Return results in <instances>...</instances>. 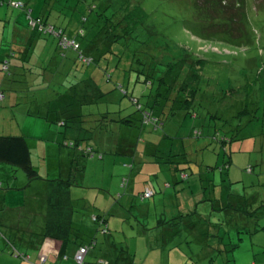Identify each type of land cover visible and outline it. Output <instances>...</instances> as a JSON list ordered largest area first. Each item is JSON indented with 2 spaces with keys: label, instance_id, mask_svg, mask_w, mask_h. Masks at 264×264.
Wrapping results in <instances>:
<instances>
[{
  "label": "rangeland",
  "instance_id": "obj_1",
  "mask_svg": "<svg viewBox=\"0 0 264 264\" xmlns=\"http://www.w3.org/2000/svg\"><path fill=\"white\" fill-rule=\"evenodd\" d=\"M263 2L249 0L250 43L237 47L202 40L186 28V22L193 19L194 0H0V4L3 3L0 20L14 21L21 17L22 27L28 28V12L33 18L44 15L48 24L57 31L64 30L66 35L77 37L85 46L96 45L98 50L92 51L96 62L83 66L80 71H60L58 77L55 76L57 82L54 74L52 77L46 74L53 64L55 66L50 59L53 50L58 47L57 39L38 33L41 42L48 41L52 45L53 41L56 47L42 48L31 42L29 49L37 61L32 62L31 58L33 65L27 63L24 69L32 70L34 74L39 70L37 74L46 78L43 83H47L45 92L53 82L49 93L66 95L71 108L82 109L90 116L106 114V119L110 117L106 123L126 143V146L118 144L115 147L114 156L109 154V159L120 166L117 176L122 174L124 179H129L132 173L139 171V165L136 168L133 159L125 157L126 147L131 145L135 148L147 147L149 151L141 158L154 162L156 156L153 154L159 143L160 161H168V156H172L175 164L187 160L195 165L194 169L198 168L199 173L195 176L188 170L185 174L189 179L181 180L178 185L180 189L186 188L189 206L193 200L202 218L194 214L184 221L192 224L194 217L197 220L193 225H201V230L210 227L212 233L207 230L204 234L192 232L188 226L186 231L180 230L182 235L185 234L183 238L188 237V243L182 244V252L190 264H264ZM16 3L22 4L25 9H14ZM107 31L110 33L106 34ZM80 32L82 34L78 35ZM12 42L9 34L1 38L2 50H6L8 55L7 45ZM43 51H47V55L42 54ZM6 61L0 55V64ZM15 70L14 75L11 69L1 77L8 78L9 89L16 88L20 92L22 66ZM1 77L0 82L3 80ZM15 84L17 86L11 87ZM94 87L98 89L99 96L91 90ZM36 93L39 96V92ZM44 102L45 107L39 110L35 107L36 103H26L24 107L21 102H16L8 107L9 113L0 117V136H25L39 166L38 172L43 179H54L58 172L51 168V164H56L52 160H59L66 151H72L65 143L77 138L73 137L72 131L65 132L64 128L57 133L59 140L50 138L48 127L53 126V131L57 132L56 117L61 105L58 104V97L56 101ZM47 107L52 108L48 113V123L35 115H25L38 110L43 116L47 114ZM145 111L150 117L160 118L161 126L157 133L151 132L153 126L145 130L138 126H120L121 119L133 117L139 120L145 117L141 113ZM131 166L134 169L131 170ZM143 166L146 167V164ZM98 167L89 168L86 185L98 182L96 175L103 171ZM112 168L107 167L105 173L112 175L115 172ZM78 175L76 172L73 176L75 183H78ZM166 175L173 182L170 174ZM141 176L142 181L147 180L145 174L141 173ZM35 183L40 184L28 187L29 179L21 168L0 162V226L6 232L2 231L4 234L1 233L0 238L15 244L20 254L24 253L22 238L29 241L30 237L29 233H22V227L32 225L30 229L36 231L44 224V182ZM104 187L106 190L107 187ZM116 189L124 190L121 183ZM171 191L163 188V193L156 194V201L160 197L170 204L167 198ZM149 199L146 202L137 201L132 208L131 204L126 207L125 231L121 232L116 242L119 256H129L128 248H131L132 253L138 252L136 259L143 257L144 250L138 245L142 246L149 236H154L150 234L146 237L144 230L146 228V232L151 233L153 230L150 228L156 227L160 220L147 213ZM164 203L167 202H157L159 211L164 209ZM192 212L195 213L196 209L193 208ZM167 221L170 223L171 219ZM176 222L175 226L160 229L157 236L162 240L170 237L181 239L178 229L183 227V223H180L181 219H176ZM138 229L139 237L135 238L133 236ZM154 232L156 234V229ZM208 234H212L209 237L210 247L200 242L207 240ZM14 246H9L8 251ZM219 247L229 251H222ZM113 252L116 253L115 250ZM29 254L34 262L36 253ZM12 255V259L9 256L10 261L8 256L1 255L0 264H19L22 261V257L16 258V253ZM136 263L139 264L138 260Z\"/></svg>",
  "mask_w": 264,
  "mask_h": 264
},
{
  "label": "crops",
  "instance_id": "obj_2",
  "mask_svg": "<svg viewBox=\"0 0 264 264\" xmlns=\"http://www.w3.org/2000/svg\"><path fill=\"white\" fill-rule=\"evenodd\" d=\"M2 5L3 3L0 4V6ZM16 10H20V9H16ZM0 21H1L0 31H2V34H0V42H1V38L4 35L9 34L12 36V39H13L12 44H15L17 46L18 45L22 46V45H26L30 41V39L34 35H36L35 45L42 46V48L44 46L48 48L56 47L53 41H52V45L48 41L41 42V39H38L37 33H34V29L30 27V25H28L29 26L28 28L26 26L22 27L21 17L16 18L14 21L12 19L5 20V18H2ZM7 46L9 47V45ZM2 48L3 47L0 45V55L3 56L5 59H8L7 58L9 56L8 52L6 50H2ZM42 54L47 55V51H43ZM52 55L53 56L50 60L52 62H55V66L53 64L52 66L53 68L50 71H48L46 74H48V76L51 75V77L54 74V80H55L56 79L55 76L58 77L60 71L69 70L71 66L67 61L62 60V58L59 57L57 49L53 50ZM70 56H73V55H70ZM13 57L14 55L12 56V59H14V62L12 60L11 64L10 63L9 64H10V71L11 69H13L12 73L14 75L16 71L15 69L18 68L19 66L16 65V62H18V59L13 58ZM31 61L36 62L37 58L33 56ZM4 63L5 62H1L0 65H4ZM0 70H1L0 71V77H1V75H4V73H6L5 72L6 70L3 68L2 69L0 68ZM37 72H39V70L36 71V74ZM34 73L35 72H33L32 70H28L26 73L20 74L22 75V79H25L27 81L26 85L24 86L22 85L23 86L22 89L19 88L20 92H17L16 88H15L16 90L14 88L9 89L8 88V85H9L8 78L5 76L1 77L3 80L0 82V91L4 92L5 99L4 101L0 102V117L7 115L9 113L7 111L8 107L13 106L14 104H16V102L18 103L21 102L22 104L36 103L35 107L38 108V110L42 109V107H45L44 101L50 102L49 91H50L51 85H53V82H51V85L49 84L50 87L48 86L49 89H48V92L46 93L44 86L47 83L45 82V84L43 85L44 81H46V78L44 76L42 77V74H39L40 76L37 74L38 79L35 82L36 74ZM50 79L48 83L51 81ZM62 79H63V82H65L64 81L65 79L64 78ZM57 80L58 78L56 79V81ZM28 81H31V82H28ZM38 82H40V84H38ZM35 83L38 85L36 86ZM32 92H34V94ZM36 92H39V96H37ZM65 97L66 95L65 96L63 95L62 100H59L58 102V104L61 105L59 107V110H61L66 105ZM48 105L50 106V104ZM51 109L52 108H48L47 114L43 116L41 115L39 116L40 112L38 110H36L37 112H33V113L31 112V115H30V112L25 113V115L29 117L35 115L36 118H41L42 120H45V122L48 123V120H49L48 113H50ZM36 114H38L39 117L36 116ZM55 125L57 126V129H56L57 132L53 131L52 129L53 126L51 127L47 126L49 128L48 134L50 135L51 139L59 140L60 136L57 135V133L61 132L62 127H59L57 124ZM72 125L71 126L69 125L67 127L66 132L72 131L74 134L73 137H76V138H82V137L88 138L89 137L88 135L81 133V131H79L78 129V126L74 125L72 127ZM75 132H77V136H75ZM103 142L101 143L100 148L104 150ZM105 143H107V147L109 149L117 146L116 142L114 143L105 142ZM124 143L125 141L123 140L121 145H123ZM94 147L97 148L96 145H94ZM47 150H50V149H47ZM146 151L147 150H143V148H140V146H138V148H133V147L127 148L126 147L125 157L132 158L136 168H137V165H139V171L137 172V174L136 173L131 174L132 178L128 179L126 188L122 187L123 178H124L122 174L117 176V173H120L118 172L119 170L118 167L120 166H117V164L113 163L112 160L109 159V155H103L102 158L101 156L100 157L99 156L90 157V159L86 163L84 172L80 173L79 174L80 176L78 175L79 177L78 176L76 177V178H79L78 183H75L76 181L75 182L73 181L74 186H72V198L78 209L77 213L74 215V230H75V233H77V235L80 237L79 238L80 242H78V244H76L73 248L68 250L66 255H68L69 257L67 260L66 259L64 260L60 257L61 242L50 241L42 237V233L44 230V224L42 226L37 227L36 231H32L30 229L32 225H29V226L26 225L25 227H22V233H29L30 237H29V241H26L25 238H22L21 245H22V251H24V253H22V261H19L18 263L19 264H41V258L44 255H46L45 257H47V261L45 264H76L74 255L78 251L79 247H81L82 244H85L83 246H88V245H89L88 247L91 246L88 249V253L85 256V260L87 261L88 264H96L98 261L102 259L106 260L107 264H123V260L129 261L131 264H137L136 260H138L139 264H190L187 262L186 254L182 252L184 251L182 244L188 243V237L183 238L182 236H185V234L182 235L183 233H180V230L186 231L187 221H185V224L183 223L184 225L181 229L177 228L179 230L181 239H173L170 237V238H163L162 240V238L157 236V232L160 231V229L170 227V225L166 224L165 220L184 217L188 214H194V212H192L193 208H195L196 211H198V208L195 206V202H193V200H191L192 205L190 204L189 206L190 200H188L189 198L188 191L186 190V188L180 189V186L178 184L182 180L181 179L182 173H187L188 170H191V174L195 176L197 173H199V170L198 168L194 169L195 165L193 164L188 165L185 163L179 164V165L171 164L170 166L167 165V166L160 167V165L156 164L155 162L147 161L141 158L142 155ZM75 156L76 155L73 150L66 151L64 153V156L61 159L52 160V161H55L56 164H51V168L55 169L58 172L57 178H54V179L70 180V175H71L70 172H71V169L74 163ZM42 160L43 162H45L44 156ZM32 161L36 169H39L38 164L35 163L33 154H32ZM62 164H65V166H63ZM144 164H146V167L143 166ZM93 166H99L103 168V171L96 175L97 181H98L96 184L92 185L93 182H91L86 185L85 182L89 180V178L87 177L88 170L89 168H92ZM99 167L97 168L98 170H99ZM107 167L109 168L113 167L112 169L113 170L115 169V172L112 175L105 173V171L107 170ZM130 169L132 170L134 169V167L131 166ZM166 172L170 174L173 182H170V179L167 178ZM141 173L147 176L146 181L141 180L142 178ZM163 174H165L166 176H163V178H161ZM118 177H121V179H118ZM42 182H44V184H42V188L44 192L47 193V183L45 181H42ZM119 183H121V188H123L124 190L116 189V186ZM39 184L40 183H35V182L30 183L29 182L28 187L34 188L38 186ZM100 185H103V187ZM104 186L107 187L106 190L104 189L105 188ZM146 188L147 189L150 188L154 191V196L151 197V200L149 199L150 201L147 204V208H148L147 213H150V215H152L155 218L157 217L160 218V220L156 227L150 228L153 230L151 233L146 232L147 231L146 228L144 232L146 234V237L147 235L149 236L150 234H154V236L153 235L149 236V239L147 238V242H144L142 246L138 245L140 249L144 250V255L141 258L142 260L136 259L138 256L137 254L138 252L134 251V253H132L131 248H128L129 256H122V254L119 256V254H117L118 248H117L116 242L119 239V237H121V232L125 231V229L123 228V224L126 223L124 219L127 218V215L125 212H128V210H126V207H128V205L131 204L130 208H132L134 204L136 205L137 201L142 200L137 195H139V193L145 190ZM163 188H168V190L172 189L171 191L172 193H170L169 198H167V200L170 201V204H168V201H165V200L162 201L160 197L158 198L157 201L155 199L156 194L163 193ZM144 200L146 202L148 199H144ZM43 202H45V199ZM157 202H167V203H164L163 205L164 209L159 211L160 207H156ZM24 205L26 206V204ZM154 205L156 209L154 208ZM22 208H25V207L22 206ZM28 211L31 212V210H28ZM103 213H109L107 215V222L109 224V227L112 228V232H113L110 236H106V237L103 236L101 233H98V230H97L98 225L94 221V216H98ZM43 217L45 219V214L43 215ZM192 219H194L191 222L192 224L189 223L188 225L189 230L191 229L192 232L200 231L203 234L207 230L208 233H212V228L210 227H208L207 229L201 230L202 229L201 225H193L194 223H196L194 221H196L197 219H195L194 217H192ZM154 229H156V234L154 232ZM2 231H4V228L0 226V234L3 233ZM138 232H139V229L137 230V232L134 234L135 236L133 237L135 238L139 237ZM4 233L6 234L5 231ZM169 233L170 235H172V232H169ZM211 235L212 234H208L207 240L200 241L202 245L207 244V246L210 247L209 237ZM93 239H96L97 241L96 245L93 242H90ZM93 244L95 245V248ZM12 245H15V244H12ZM12 245L5 239L0 238V256L1 255L8 256L7 257L8 261H10L13 258L12 257L13 255L11 254L12 249L9 248L10 251H8V247L9 246L11 247ZM225 246L226 245L224 244V247ZM219 248L222 251L226 249V248L224 249L223 247H219ZM105 249H108L109 252ZM100 250H102V253H99ZM113 250H115L116 253H114ZM177 251L179 252L177 253ZM225 251L228 252L229 249ZM30 252L36 253L34 254L35 255L34 262H32L33 258L31 254H29ZM9 256H11V259ZM124 264H127V263H124Z\"/></svg>",
  "mask_w": 264,
  "mask_h": 264
},
{
  "label": "trees",
  "instance_id": "obj_3",
  "mask_svg": "<svg viewBox=\"0 0 264 264\" xmlns=\"http://www.w3.org/2000/svg\"><path fill=\"white\" fill-rule=\"evenodd\" d=\"M256 2H260V0H256ZM193 7H194L193 19L192 21L186 22V28L194 36L202 40L217 41L229 45H234L237 47L247 46L250 43V34L248 31L249 0H194ZM15 8L21 10L22 8L25 9L22 6H18ZM262 8L264 9V7ZM29 16L31 17L30 13L28 12V18ZM33 19L35 20L40 19L43 26V29H40L39 27H33L30 25V20H29V25L34 29V33H37V35L38 33H40L43 35H50L55 37L57 39V44H58L57 47L58 55L60 58H62V60L67 61L70 64V66L72 67V68L70 67V69L73 70L75 69L76 71H80L82 70L83 66H91L94 62H96V58L93 56L94 54L92 53V51L98 50L96 45L89 44L85 46L82 42L78 40L77 37H70L66 35L64 30L60 29L59 31H57L54 26L48 24V20L44 15L41 16L39 15ZM47 27H52L53 33H50L47 30L48 29ZM59 32H61L62 35L66 36L69 40H74L76 45H78V47L75 48L74 46H69L67 48H63L60 45L61 37L59 38L56 36V33ZM107 33L109 34L110 32L107 31L106 34ZM79 34L81 35L82 33L80 32L78 33V35ZM35 37L36 35H34L26 45L17 46L15 44H9L8 48L10 53L9 56L7 57L8 58L7 62H5L3 66H1L3 69L6 70L5 71L6 73L10 72V64L13 55H14L13 58L18 59V62H16L17 66H22V74L26 73L29 70V69L28 70L24 69V67L25 64L27 63L30 66L33 65L30 62V59L33 57V55L29 47L31 45V42L35 43L36 40ZM85 59H87L89 62H84ZM84 79L85 78H83V80ZM26 82L27 81L25 79H22L23 86L26 85ZM38 84H40V82H38ZM38 84H36V86ZM14 86H17V84ZM91 90L94 92V95H98L99 91L96 87L92 88ZM0 93L4 96L3 99L0 100V102H2L5 99V94L3 91H0ZM32 93L34 94V92ZM63 95L64 94L61 93L56 94V92L50 94V102L53 100L56 101V97H58L59 100H62ZM68 101L69 99H66V105L61 110L58 111V117H56L57 125L59 127L66 129L67 131V127L70 124H73L72 127L74 125L78 126V129L79 131H81V133H84L85 135L89 136L88 138L86 137L77 138L73 141L65 143V146L73 150L76 155L70 172L71 174L70 180L48 179V178L43 179L44 177L38 172V170L35 168L33 164L32 150L30 149L26 137L23 135L0 136V162L11 165L15 168H21L27 175L30 183L36 182L37 180L45 181L47 183V193L44 198L46 210H45V219H44L45 222H44V230L42 233V237L50 241L61 242L60 257L64 260L65 259L67 260L69 257L68 255H66L68 250H70L76 244H78V242H80L79 240L80 237L77 235V233H75L74 230V215L77 213L78 209L72 198V186H74L73 176L74 175L76 176V172L77 174L84 172L86 163L90 159V157L101 156L102 158L103 155H109L110 153L112 154L114 153L115 147L109 149L107 147V143L105 142H113V143L116 142L117 145L119 144L120 146L122 141L124 140L122 139V137H120V135H115L116 133L114 132L113 127L110 126V124L106 123L110 118L108 117V119H106V114H97L94 116H90V114L86 115L84 114L82 109L78 110L71 108L72 104L68 103ZM221 103H223V101ZM22 105L24 106L26 105V103ZM141 113L144 116L145 114H149L146 111L145 113L143 112ZM36 116H38V114H36ZM146 120H148V122H146ZM121 121L122 123L120 124V126L127 128H131V127L137 128L138 126L139 129L145 130L149 126H153V128H150V130L153 133H157L159 131L158 130L159 127L161 126L160 118L157 119L156 117H140L139 120H136L133 117H125L121 119ZM102 142L104 143V150L100 148ZM125 144L126 143H124L123 145ZM94 145H96L97 148H95ZM130 147L135 148L134 145H131ZM147 149H148L147 147L143 148V150H147ZM159 149H160V144L158 143L157 146L155 147V154H154L156 156L154 160L156 164H159L160 167L167 165L170 166L171 164H175V162L171 160L173 158L172 156H168V158H170L168 161L164 162L163 159H161L160 161V157L158 156V154H160ZM183 163L188 165L192 164L191 161H187V160L185 162L177 163V164L179 165ZM188 178L189 177L187 174L185 173L181 174L182 180H186ZM127 182L128 179L123 178V185H122L123 188L127 187ZM148 191H150L152 195L150 197H145ZM137 196L142 200L149 199L154 196V191L150 188L148 189L146 188L145 190L140 192L139 195ZM196 213L197 211L194 214ZM108 214L109 213H103L98 216H94V221L99 226V227L97 226L98 233H101L105 237L110 236L113 233L112 228L109 227V224L107 222ZM194 214H188L184 217L171 219L170 223H168L167 220L165 221L166 224L168 223L170 224V226H175L176 224H178L176 222V219H181L180 223L185 224L184 219H186L187 216L190 217ZM197 215L200 218H202L201 214L197 213ZM90 242H93L95 245L97 243L96 239H93ZM83 245L85 244H82L81 247ZM88 246H83V247H88ZM90 247H88V249ZM14 248L12 249L11 254L16 253L17 258H21L22 254H20L19 249L17 248L14 249ZM45 256L46 255H44L43 257ZM124 256L126 255L124 254ZM45 259L47 261V257H45ZM46 261L42 263V258H41V264H45ZM100 261L105 262L107 264L106 260L102 259ZM100 261H98L96 264H99ZM124 263H128V262L125 261ZM84 264H88L86 260Z\"/></svg>",
  "mask_w": 264,
  "mask_h": 264
},
{
  "label": "built area",
  "instance_id": "obj_4",
  "mask_svg": "<svg viewBox=\"0 0 264 264\" xmlns=\"http://www.w3.org/2000/svg\"><path fill=\"white\" fill-rule=\"evenodd\" d=\"M15 7H18V6H22V4H14ZM29 20H30V25L33 26V27H39L40 29H43V26H42V22L41 20H35L33 18H31L29 16ZM48 31L50 33H53V28L52 27H47ZM56 36L57 37H61V42H60V45L63 47V48H67L69 46H74L75 48L78 47V45H76L75 41L74 40H69L66 36H63L61 32L59 33H56ZM84 62H89L87 59L84 60ZM3 95L0 93V100L3 99ZM145 117H150L149 114H145ZM146 122H148V120H146ZM152 195V193L150 191H148L145 195V197H150ZM88 253V247H80L77 251V253L75 254V260L77 262V264H84L85 263V256L86 254ZM46 261L45 257H42V263H44ZM99 264H106L105 262H102L100 261Z\"/></svg>",
  "mask_w": 264,
  "mask_h": 264
}]
</instances>
